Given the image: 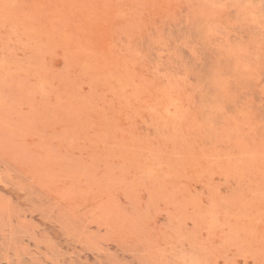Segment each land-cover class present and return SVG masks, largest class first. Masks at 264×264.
<instances>
[{"label": "rangeland", "instance_id": "374dc122", "mask_svg": "<svg viewBox=\"0 0 264 264\" xmlns=\"http://www.w3.org/2000/svg\"><path fill=\"white\" fill-rule=\"evenodd\" d=\"M0 264H264V0H0Z\"/></svg>", "mask_w": 264, "mask_h": 264}]
</instances>
